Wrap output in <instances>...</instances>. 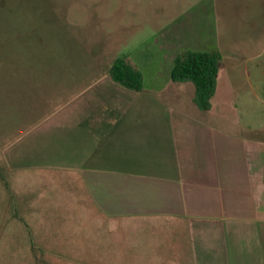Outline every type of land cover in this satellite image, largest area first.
Segmentation results:
<instances>
[{
	"label": "rangeland",
	"instance_id": "obj_1",
	"mask_svg": "<svg viewBox=\"0 0 264 264\" xmlns=\"http://www.w3.org/2000/svg\"><path fill=\"white\" fill-rule=\"evenodd\" d=\"M171 45L175 53H221L213 109L198 107L194 85L187 81L170 83L161 95L145 96L146 115L123 117H164L162 108L152 105L159 98L167 104L163 111L237 122L241 127L227 129L264 138V0H0V155L12 141L22 151L56 148L60 124L75 119L76 95L107 75L119 56L145 74L147 86L165 85L171 80ZM107 86L85 95L101 103L127 101L128 94ZM64 105L71 106L57 110ZM49 118L54 127L28 136L31 125ZM147 148L152 150L144 149V155L155 156L154 146ZM28 165L27 171L18 169L26 173H18L19 178L32 177L34 167ZM54 176L61 185L62 178ZM71 187L65 183L57 188L61 202L37 206L27 221L23 213L29 210L11 197L10 189L0 191V264L178 263L162 248L158 251L163 238L154 224L148 228L139 219L134 227L96 214L94 220L85 215L72 220L74 206L65 208L64 198ZM214 254L219 262L228 258L224 249ZM199 257L193 256V264Z\"/></svg>",
	"mask_w": 264,
	"mask_h": 264
},
{
	"label": "crops",
	"instance_id": "obj_2",
	"mask_svg": "<svg viewBox=\"0 0 264 264\" xmlns=\"http://www.w3.org/2000/svg\"><path fill=\"white\" fill-rule=\"evenodd\" d=\"M178 54L172 51L170 78ZM141 73V91L124 87L108 74L80 90L75 119L60 124L56 148L22 151L15 149L14 141L9 143L0 155V169L9 166L3 170L5 177L0 170V191L10 189L11 197L29 210L23 213L27 221L37 206L61 202L57 188L67 183L75 188L64 197L65 208L74 206L72 220L84 215L94 220L96 214L134 227L139 219L148 228L154 224L158 238H163L160 245L158 239V251L162 248L177 264H193L197 253V264H264V138L227 129L241 127L237 122L163 111L167 104L159 98H153L152 105L161 107L164 117L124 118L132 112L146 115L145 96L161 95L170 83H178L171 79L147 86ZM106 84L128 94L127 101L101 103L85 95ZM67 106L57 110L66 111ZM51 121H36L28 136L54 127ZM149 146L155 148L153 157L143 153L152 150ZM28 164L34 167L32 177L19 178L18 173H26L18 169L27 171ZM54 175L62 178L61 185ZM218 249L228 257L224 262L215 257Z\"/></svg>",
	"mask_w": 264,
	"mask_h": 264
},
{
	"label": "trees",
	"instance_id": "obj_3",
	"mask_svg": "<svg viewBox=\"0 0 264 264\" xmlns=\"http://www.w3.org/2000/svg\"><path fill=\"white\" fill-rule=\"evenodd\" d=\"M220 61L221 53L216 49L210 51L186 49L177 55L171 70L172 81H188L194 85V101L204 111L212 107V98L218 86ZM107 74L113 81L128 89L134 91L143 89L142 73L126 56L115 58Z\"/></svg>",
	"mask_w": 264,
	"mask_h": 264
}]
</instances>
